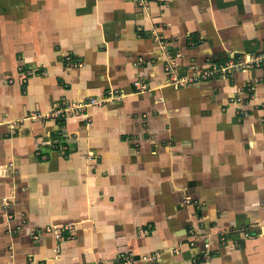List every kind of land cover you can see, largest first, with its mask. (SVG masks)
Segmentation results:
<instances>
[{"label": "crops", "instance_id": "1", "mask_svg": "<svg viewBox=\"0 0 264 264\" xmlns=\"http://www.w3.org/2000/svg\"><path fill=\"white\" fill-rule=\"evenodd\" d=\"M260 53L264 0H0V264H264V62L170 81Z\"/></svg>", "mask_w": 264, "mask_h": 264}, {"label": "built area", "instance_id": "2", "mask_svg": "<svg viewBox=\"0 0 264 264\" xmlns=\"http://www.w3.org/2000/svg\"><path fill=\"white\" fill-rule=\"evenodd\" d=\"M264 62V54H251L244 60H235V59H228L224 61L214 62V61H208L203 69L195 70L191 74H186L184 77L173 75L172 79L170 80L174 85L177 84H183L194 80H199L201 78L209 77L211 75L216 74H230L231 71L238 68H245L251 65H260ZM65 64L67 66H76L74 63V58L70 56L65 57ZM166 69H168L169 72H173L172 65L166 66ZM133 86L135 87V90H147V84L145 81L141 79H135L133 81ZM108 94L111 95V88H109ZM109 95V96H110ZM102 101H106L108 97H103ZM110 99V98H109ZM100 103V100H97V97H90L88 102H81V101H70L65 98L59 99L57 104H55L54 107L51 109H48L46 111L41 112H34L31 114L32 117H63L69 115L73 110L80 109L82 106H85L88 103ZM239 113H243L241 109H239ZM57 235L60 236V233L58 232ZM159 254H150L141 257V260L151 262L154 260L159 259ZM133 262V256L130 254H126L125 256H122V254L117 255V264H129ZM38 264H45L42 260L38 262ZM100 264V263H95Z\"/></svg>", "mask_w": 264, "mask_h": 264}, {"label": "rangeland", "instance_id": "3", "mask_svg": "<svg viewBox=\"0 0 264 264\" xmlns=\"http://www.w3.org/2000/svg\"><path fill=\"white\" fill-rule=\"evenodd\" d=\"M74 63L76 64V65H79L80 64V61L77 59V58H75L74 57ZM226 76H227V74H226ZM109 88H111V87H109ZM109 88H107V90H106V92H105V94H104V97H108V98H110V99H114V98H119V96L121 95L119 92H118V89L117 88H114V89H112L111 88V95L110 94H108V90H110ZM138 91H141V90H138ZM110 95V96H109ZM64 117V116H63ZM63 117H61V118H63ZM48 118H54V117H48ZM65 118V117H64Z\"/></svg>", "mask_w": 264, "mask_h": 264}]
</instances>
